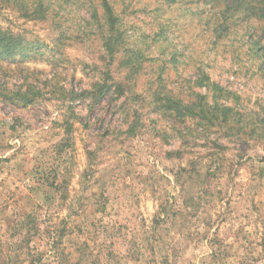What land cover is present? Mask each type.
<instances>
[{"label":"rangeland","instance_id":"1","mask_svg":"<svg viewBox=\"0 0 264 264\" xmlns=\"http://www.w3.org/2000/svg\"><path fill=\"white\" fill-rule=\"evenodd\" d=\"M102 1L0 0V264H264V0Z\"/></svg>","mask_w":264,"mask_h":264},{"label":"trees","instance_id":"2","mask_svg":"<svg viewBox=\"0 0 264 264\" xmlns=\"http://www.w3.org/2000/svg\"><path fill=\"white\" fill-rule=\"evenodd\" d=\"M262 2L263 1L261 0L260 3ZM101 5L103 7L105 25L107 26V33L103 38L104 48L108 54H112L113 53L112 51L115 48V45L119 42L118 41L119 37L113 36V33H117V31L114 29L117 23V18L114 15V13L111 11V7L109 6L107 1L103 0ZM38 9L40 10L41 8L38 7ZM260 9L262 11V17H264V7H261ZM16 52H17V42L15 38L8 32L0 31V61L12 59L13 56L16 54ZM133 57L131 55L129 59H131L132 61ZM135 66L137 68L138 65H135ZM108 87L111 88L110 86ZM108 87L101 85L98 88V91L101 97L104 94H107L110 92ZM116 88H118V86ZM29 91H30V88L27 91H24L22 93L20 91H16V93L15 92L11 93V95L13 97L19 98V100L23 102L22 103L23 106H25L26 104L30 103V100L27 94ZM214 91L216 93H219L218 91H221V89L217 90V88H215ZM161 93L162 92L155 91L153 94L154 101L159 104V105H154V106H158V107H155L156 108L155 110H158V108L163 110L164 113L170 114V116L174 118V120L176 121L185 122L187 120L198 118L201 122L200 124L201 126H204V125L212 126L214 122H216L219 126H226L228 124L227 118L232 114V109L230 107H228L224 103H217V100L221 98L220 96H217V97L212 96V100L208 102L206 100L207 96L194 92L192 95V98H190L187 102H185L175 96L170 97V95L167 96V94L162 96ZM212 93L214 94L213 91ZM0 96H4L3 98L7 96L5 95L4 89H2L1 86H0ZM10 102H13V101L11 100ZM15 104H18V103H15ZM65 126L66 128L64 129V132L66 135H69L70 125L66 123Z\"/></svg>","mask_w":264,"mask_h":264}]
</instances>
